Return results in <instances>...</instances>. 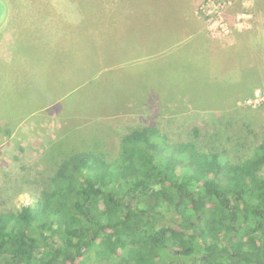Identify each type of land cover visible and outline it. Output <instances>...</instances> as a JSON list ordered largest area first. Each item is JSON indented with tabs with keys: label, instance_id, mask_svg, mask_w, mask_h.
Returning a JSON list of instances; mask_svg holds the SVG:
<instances>
[{
	"label": "rangeland",
	"instance_id": "obj_1",
	"mask_svg": "<svg viewBox=\"0 0 264 264\" xmlns=\"http://www.w3.org/2000/svg\"><path fill=\"white\" fill-rule=\"evenodd\" d=\"M61 1L85 29L86 0ZM114 1L128 4L112 6L118 12L114 20L122 21L127 10L131 41H145L129 45L122 58H112L116 52L102 56L94 72L77 66L66 73L69 51L41 41L40 20L30 14L61 16L56 3L51 9L55 1L0 0V215L41 193L47 167H57L55 144L114 155L126 132L152 125L170 141L194 140L203 150H223L237 161L253 156L261 142L264 0ZM67 46L74 50L73 42ZM85 52L80 48V59ZM71 84L78 86L68 89ZM124 253L117 260L92 254L86 264H120ZM172 258L165 250L160 262Z\"/></svg>",
	"mask_w": 264,
	"mask_h": 264
},
{
	"label": "trees",
	"instance_id": "obj_2",
	"mask_svg": "<svg viewBox=\"0 0 264 264\" xmlns=\"http://www.w3.org/2000/svg\"><path fill=\"white\" fill-rule=\"evenodd\" d=\"M51 154L41 193L0 215V264H86L120 251V264H166L165 250L167 264H264V135L237 161L152 125L126 132L114 155L57 144Z\"/></svg>",
	"mask_w": 264,
	"mask_h": 264
},
{
	"label": "crops",
	"instance_id": "obj_3",
	"mask_svg": "<svg viewBox=\"0 0 264 264\" xmlns=\"http://www.w3.org/2000/svg\"><path fill=\"white\" fill-rule=\"evenodd\" d=\"M54 1L55 2H53V4L51 5V9H54L56 3L59 6L58 10L62 11L61 16L57 14V16L53 15L52 18L50 16H48L47 18H41L37 14L33 13V11H31L30 14L32 17H34V19L40 20V27L42 28V35L40 36L41 41H44L45 43L57 42L61 46L60 50L63 49L69 51V57H67V61L63 63L64 66L68 69L66 73H70L72 71V68L77 69V66L81 67L82 69L89 68L88 71L94 72L96 71L95 69H98V67L102 63V56H112V53L116 52L118 56L114 53V56H112V58H122L124 56H122V53L120 52L128 51L129 45L134 46L138 42L145 41L143 40L145 38L140 39V37L138 36H136L138 37L136 38L138 42H136L135 40H133L134 42L131 41L132 36L129 35V29H127L129 24L131 25V21H129L126 16V14L128 13L127 10L124 11L125 15H123L122 21H117L118 19L114 20V18L118 16V12H115V8H112V6L116 3L114 0H86L88 5L90 6V15L85 29L82 28L84 27V24H80L81 22H77L75 20L74 15L67 10L66 6L61 0ZM118 2L120 3V0H118ZM115 6L119 5L116 3ZM127 6V3L121 4V6L117 7V9H121ZM139 19L143 21L145 18ZM77 24L82 25L81 30L80 28H76ZM124 27H126V29ZM123 29L125 31L127 30V32H121L124 31ZM33 34L34 37L38 38L35 33ZM70 42L74 43L73 51L67 46ZM98 42L106 43V45L99 47V45L97 44ZM47 46L50 45L47 44ZM80 48L86 50L85 55L81 57V59ZM97 50H103L106 52V54H98L96 53ZM76 57L79 59L76 62H73L72 60ZM90 62H92L93 64L89 66L88 64ZM109 66L113 67L114 65ZM72 85L78 86V84H71L68 89H71Z\"/></svg>",
	"mask_w": 264,
	"mask_h": 264
}]
</instances>
